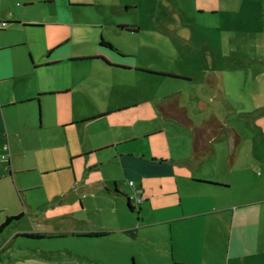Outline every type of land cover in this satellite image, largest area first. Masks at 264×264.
Masks as SVG:
<instances>
[{"label":"rangeland","instance_id":"rangeland-1","mask_svg":"<svg viewBox=\"0 0 264 264\" xmlns=\"http://www.w3.org/2000/svg\"><path fill=\"white\" fill-rule=\"evenodd\" d=\"M126 6L134 8L125 11ZM29 17L43 22L50 45L67 42L56 51L58 56L96 57L102 37L115 50L104 53L121 64L116 66L172 74L189 82L140 71L105 75L92 62L73 64L68 75L59 69L58 76L71 75V91L67 96L41 99V120L44 117L49 127L39 134L13 136L10 143L15 185L20 191L41 189L25 193L33 211H24L25 219L13 223L3 239L7 242L8 235L15 233L45 237H13L3 249L2 264H157L142 234L134 238L121 230L135 222L138 206L133 202L135 211L128 212L123 197L112 194L114 184L102 178L115 175L124 194L134 193L130 180L135 184L140 180L129 172L123 178L117 168L105 164L110 152L94 149L112 138L136 134L137 141L119 150L145 154L149 162L152 153L163 161L155 169L172 167L185 180L237 183L231 164H264V0L37 1ZM157 18H174V22L157 23ZM120 26L130 28L118 33ZM185 27L188 37V31H179ZM135 28L137 35L131 33ZM7 31L0 35L10 34ZM50 78L46 75L47 82ZM171 97L186 109L192 126L209 118L221 126V135L201 159L193 156V129L164 118L158 109L160 101ZM19 110L8 108L7 112L14 115ZM101 110L112 115L68 128L54 126L66 119L80 122ZM233 132L240 144L236 149ZM145 134L152 136L145 138ZM3 146L0 157L7 155ZM138 162L133 163L140 164L141 159ZM167 180L164 191L170 189L173 178ZM158 183L146 180L143 186L148 189L142 191L153 197L162 214L175 199L163 196ZM185 202L194 205L200 199L190 197ZM95 231L112 233L98 238L77 236ZM209 253L214 264L227 257L224 248Z\"/></svg>","mask_w":264,"mask_h":264},{"label":"crops","instance_id":"crops-1","mask_svg":"<svg viewBox=\"0 0 264 264\" xmlns=\"http://www.w3.org/2000/svg\"><path fill=\"white\" fill-rule=\"evenodd\" d=\"M37 1L50 3L53 0H0V22L8 23L0 32L10 31V34L0 35V149L5 144L2 151L7 153L0 157V164H4L0 165V226L7 219L19 217V219L11 220L0 233V251L9 245L13 237L28 234L14 232L16 235L14 234L13 237L8 235V238L11 239L7 242L3 239L9 234L7 231L13 223L25 219L24 211H33L25 193L41 189L30 187L31 189L20 191L21 188L15 185L14 170L11 166L14 157L10 146L11 138L25 132L39 134L43 129L49 127V123L45 121L44 117L43 121L41 120V99L45 96H67L71 91L69 83L71 75L64 79L62 76H58L60 74H57L58 70L61 69L64 75H68L72 72L73 64L92 62L96 63L105 75H123L133 71H140L151 77L158 74H154L152 71L127 68L124 67L125 64L122 67L116 66L121 64L114 63L104 53L115 50L109 41L102 37L97 43L99 54L96 57L72 59L65 56L67 58L65 59L63 55L58 56L56 51L63 49L67 42L50 45L47 42L43 22L30 19V8ZM133 8L126 6L125 11H130ZM168 21L165 18L155 19L157 23L169 24ZM170 21L173 24L174 18H171ZM127 28L130 27H117V32H128ZM185 28L188 31L185 36L188 37L189 29ZM16 33H19V36ZM131 33L137 35L138 28H135ZM101 41L109 45H105ZM121 57H125V55ZM49 74L51 78L47 82L46 75ZM166 99L157 104L158 109ZM8 108L20 110L13 115L7 112ZM120 111L117 110L115 113ZM108 115H112L111 111L101 110L95 115H86L83 118L93 117L82 119L80 122L73 123V119H66L54 126L68 128L75 124L93 122ZM193 127L195 126L191 128L193 129ZM156 134L159 133L152 135ZM233 135L234 139L238 137L234 132ZM144 136L145 138L149 137L147 134ZM137 138L136 134L112 138L109 143L94 149L96 152L109 151L110 155L105 164L117 168L123 178L126 179L127 172H129L133 173L141 182L135 184L130 180L128 186H135L134 193L124 194L118 190V178L115 175L102 178L103 181L114 184L112 194L123 197L128 212L135 211L133 202L138 206L135 222L130 227H122V232L134 238L142 234L143 240H145L143 244L152 253L153 262L157 264H214L209 259V252L219 248H224L227 256L225 261H221L220 264H264V164H231V171L235 172L233 180L236 179L237 183L205 178L185 180V178H179L181 176L177 177L172 167L155 169L156 163L159 164L163 161L152 153L148 155L149 162L145 154L136 156L134 150H119L120 146L131 144L137 141ZM239 145L234 146L235 149ZM75 154H83V152ZM140 159L142 163H133ZM54 168L57 169V167H52L51 170ZM257 170H260L261 173H257ZM169 177L173 178V182L170 189L164 191L165 182L168 181L169 186V180H167ZM146 180H157L163 196L174 197L175 200L177 199V203L174 200L172 204L165 206L164 213L159 214L153 204V197L144 196L145 192L142 191L143 188L146 191L148 189L143 186V182ZM130 183L132 184L130 185ZM190 197L191 199H200V202L194 205L186 203L185 201ZM136 198H140L141 202L137 203ZM127 199L129 202H126ZM128 203L133 207V210L128 209ZM35 208L37 207L34 205V210ZM104 232H107L106 236L112 233ZM4 233L6 235L3 237ZM77 236L84 237L80 234Z\"/></svg>","mask_w":264,"mask_h":264},{"label":"trees","instance_id":"trees-1","mask_svg":"<svg viewBox=\"0 0 264 264\" xmlns=\"http://www.w3.org/2000/svg\"><path fill=\"white\" fill-rule=\"evenodd\" d=\"M6 24L8 23L6 22ZM101 42L105 45H109L104 41ZM156 75L170 79H175V80L181 79L189 82V79L180 78L170 74H156ZM159 111L166 118L175 119L176 121L184 125L192 127L191 121L186 115L185 109L178 106L177 100L175 98H168L163 103H161L159 105ZM221 132L222 131L220 124L214 121L213 118L204 120L201 125L193 127V156L196 160L201 159L202 157L206 156L207 153L210 152L211 142L214 139L218 138L221 135ZM238 143H239V139L238 137H236L234 139V146H237ZM128 209L133 210V207L130 205V203H128ZM15 219H19V217L7 219V221L0 226V233L3 231V229L8 225V223L11 220H15ZM80 235L87 238H98V237L106 236L107 232L104 231L89 232ZM23 236L28 238H38V239L45 237V235H41V234H23ZM2 253L3 250L0 251V263L2 262V258H1Z\"/></svg>","mask_w":264,"mask_h":264},{"label":"built area","instance_id":"built-area-1","mask_svg":"<svg viewBox=\"0 0 264 264\" xmlns=\"http://www.w3.org/2000/svg\"><path fill=\"white\" fill-rule=\"evenodd\" d=\"M7 26L6 22H0V30H2L3 28H5ZM132 183H130L131 185ZM132 199V197H130ZM137 203H140L141 202V199L140 198H136L135 199Z\"/></svg>","mask_w":264,"mask_h":264},{"label":"flooded vegetation","instance_id":"flooded-vegetation-1","mask_svg":"<svg viewBox=\"0 0 264 264\" xmlns=\"http://www.w3.org/2000/svg\"><path fill=\"white\" fill-rule=\"evenodd\" d=\"M182 30H186V28H184V29L182 28V29H181V30H179V31H182Z\"/></svg>","mask_w":264,"mask_h":264},{"label":"water","instance_id":"water-1","mask_svg":"<svg viewBox=\"0 0 264 264\" xmlns=\"http://www.w3.org/2000/svg\"><path fill=\"white\" fill-rule=\"evenodd\" d=\"M126 202H129V200L127 199V201Z\"/></svg>","mask_w":264,"mask_h":264}]
</instances>
